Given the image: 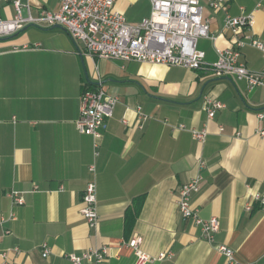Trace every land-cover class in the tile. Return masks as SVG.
<instances>
[{
    "label": "crops",
    "instance_id": "crops-1",
    "mask_svg": "<svg viewBox=\"0 0 264 264\" xmlns=\"http://www.w3.org/2000/svg\"><path fill=\"white\" fill-rule=\"evenodd\" d=\"M21 2L33 15L59 9V0ZM224 2L231 15H253L239 37L264 43V0ZM201 3L216 39L199 38L198 47L213 62L232 35L223 29L224 13ZM114 9L137 23L149 14L150 2L115 0ZM14 13L11 1L3 0L2 17ZM240 60L260 71L264 52L245 44ZM96 70L118 103L95 156L94 138L79 133L75 121L82 88ZM207 96L222 104L211 118ZM193 129L206 131L203 141ZM196 175L201 179L191 205L202 219L218 218L213 241L176 206L180 186ZM90 179L96 183L95 227L80 212ZM10 190L24 202L14 204ZM255 192H264L263 85L249 89L234 76L90 56L58 26L28 25L0 38V217L15 216L0 226V264H72L69 253L102 247V264H136L127 245L134 236L154 258L141 264H232L218 245L230 247L239 264H264V209L257 202L245 209Z\"/></svg>",
    "mask_w": 264,
    "mask_h": 264
},
{
    "label": "built area",
    "instance_id": "built-area-1",
    "mask_svg": "<svg viewBox=\"0 0 264 264\" xmlns=\"http://www.w3.org/2000/svg\"><path fill=\"white\" fill-rule=\"evenodd\" d=\"M2 1L0 0V38L10 36L28 25L58 26L64 28L73 40L80 42L84 52L90 56L181 66L191 70H204L216 77L234 76L244 79L249 89L257 85L264 86V66L260 71H251L240 60V49L245 44L264 52L263 42L248 34L239 37L243 30H248L252 25L253 15L244 12L238 15L229 14L224 0H207L210 9L224 13L223 29L232 35L231 45L218 49L217 59L213 62H207L205 52L198 47L199 38L216 39V35L210 32L208 20L203 19L201 0H149V14L137 23L127 22L125 16L114 9L115 0H59L57 11L42 8L36 15L31 13L28 3L10 0L15 13L9 18L1 15ZM117 103L118 97L103 88L102 75L96 70L95 80L86 81L82 88L79 116L75 121L79 133L94 138L95 156L98 154V141L102 131ZM219 107H222L220 102L205 97L204 108L209 118ZM259 117L262 115L259 114ZM178 128H184V125L180 124ZM191 134L195 139L203 141L206 131L193 129ZM197 164L202 167L204 162L198 160ZM88 170L94 174L95 165L91 164ZM200 179L199 175L193 176L180 186L176 206L182 217L200 226L206 240L213 241L219 228L218 218L211 216L202 219L197 214V209L191 205V196L198 191ZM8 195L14 204L24 202L22 195L16 190H10ZM81 202L80 212L87 225L95 227L98 216L94 179L86 182ZM253 202L259 203L264 209V192H255L252 195L251 201L245 205L247 211L252 209ZM12 219H15L13 213L8 218L0 217V226ZM139 243L140 238L137 236L127 242L136 255V264L153 260V257L140 250ZM216 249L228 262L239 264L230 247L218 245ZM47 253L46 245L43 244L42 256L45 257ZM106 254V248L102 247L90 248L81 253H69L67 257L72 264H102ZM163 256L164 254H160L157 258Z\"/></svg>",
    "mask_w": 264,
    "mask_h": 264
}]
</instances>
